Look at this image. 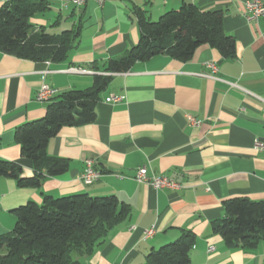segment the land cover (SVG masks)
Returning <instances> with one entry per match:
<instances>
[{
  "label": "crops",
  "instance_id": "crops-1",
  "mask_svg": "<svg viewBox=\"0 0 264 264\" xmlns=\"http://www.w3.org/2000/svg\"><path fill=\"white\" fill-rule=\"evenodd\" d=\"M48 1L50 8L31 21L51 33L80 26V41L69 57L37 61L0 50V159L19 163L23 177H32L34 169L21 154L15 129L45 115L47 102L37 99L43 82L60 92L92 86L95 75H107L110 59L138 43L136 9L154 21L183 4L107 0L103 6L89 1L76 7L67 0ZM192 1L201 10L223 12L224 29L236 40V56L224 58L203 45L187 61L157 55L128 72L111 74L95 121L63 127L49 140L47 152L70 161L67 172L47 176L39 187H21L17 179L0 176V235L13 230L15 208L40 203L45 195H116L130 204V218L92 255L80 256L81 264H140L184 229L197 237L191 264H264V241L253 249L233 248L212 232L225 216V201L264 200V18L248 22L246 0ZM72 67L91 72H73ZM111 95L123 100L109 103ZM189 116L201 124L192 125ZM87 158L95 159L102 172L91 184L82 179ZM142 165L150 175L168 176L183 188L156 190L138 182ZM151 227L155 234L145 238Z\"/></svg>",
  "mask_w": 264,
  "mask_h": 264
},
{
  "label": "trees",
  "instance_id": "trees-1",
  "mask_svg": "<svg viewBox=\"0 0 264 264\" xmlns=\"http://www.w3.org/2000/svg\"><path fill=\"white\" fill-rule=\"evenodd\" d=\"M50 8L48 0H7L0 5V50L20 58L61 62L77 47L81 27L51 33L35 28L32 18ZM140 38L123 56L110 59L109 75H95L92 86L59 92L47 101L43 117L15 129L21 154L34 169L23 177L22 166L0 159V176L17 179L19 186L39 187L47 176L67 172L70 161L47 152L49 140L63 127L95 121L101 93L111 74L128 72L135 63L157 55L190 60L198 48L209 45L224 58L236 56V40L223 25L221 10H201L192 0L179 9L151 20L142 9L135 10ZM225 216L212 232L222 236L228 247L256 248L264 241V200L235 197L225 201ZM16 223L10 233L0 235V264H81L119 224L130 218V204L116 195L91 196L75 193L60 197L45 195L42 202L29 201L13 210ZM196 234L184 229L174 240L152 249L140 264H191Z\"/></svg>",
  "mask_w": 264,
  "mask_h": 264
},
{
  "label": "built area",
  "instance_id": "built-area-1",
  "mask_svg": "<svg viewBox=\"0 0 264 264\" xmlns=\"http://www.w3.org/2000/svg\"><path fill=\"white\" fill-rule=\"evenodd\" d=\"M89 1H93L97 3L99 6H103L107 0H67L68 3L75 5L76 7L82 6ZM246 10H245V17L248 22H257L260 18H264V0H246ZM210 67L213 69L214 72L217 71V66L215 64H210ZM73 72L78 73H88L91 70L83 69L80 67H72L70 69ZM109 75V73H107ZM60 91L49 85L46 82H43L41 87L37 92V99L40 101H48L50 98L56 96ZM123 97L120 95H111L106 98V101L109 103H115L122 101ZM189 120L192 125L198 126L201 124V120L189 116ZM102 175V172L95 168V159L87 158L85 159V169L82 174V179L85 183L91 184L98 180ZM136 180L140 183H145L152 186L154 189H162L168 188L173 190H179L183 188V184L178 182L175 179H172L168 176H158V175H150L148 167L146 165L139 166L136 172ZM156 229L155 227H151L146 229L144 232L145 238L153 237L155 234ZM210 249H213L211 247Z\"/></svg>",
  "mask_w": 264,
  "mask_h": 264
}]
</instances>
